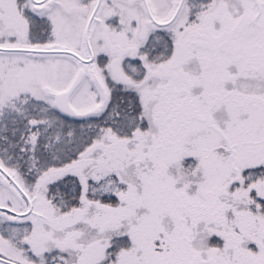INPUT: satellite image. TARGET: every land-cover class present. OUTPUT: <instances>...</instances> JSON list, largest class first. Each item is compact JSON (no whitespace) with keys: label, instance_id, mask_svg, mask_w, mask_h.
I'll return each mask as SVG.
<instances>
[{"label":"snow or ice","instance_id":"1","mask_svg":"<svg viewBox=\"0 0 264 264\" xmlns=\"http://www.w3.org/2000/svg\"><path fill=\"white\" fill-rule=\"evenodd\" d=\"M0 264H264V0H0Z\"/></svg>","mask_w":264,"mask_h":264}]
</instances>
